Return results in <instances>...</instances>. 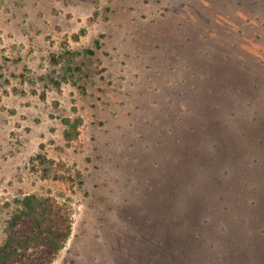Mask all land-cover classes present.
<instances>
[{
    "label": "rangeland",
    "instance_id": "1",
    "mask_svg": "<svg viewBox=\"0 0 264 264\" xmlns=\"http://www.w3.org/2000/svg\"><path fill=\"white\" fill-rule=\"evenodd\" d=\"M28 196L52 264H264V0H0V246Z\"/></svg>",
    "mask_w": 264,
    "mask_h": 264
},
{
    "label": "trees",
    "instance_id": "2",
    "mask_svg": "<svg viewBox=\"0 0 264 264\" xmlns=\"http://www.w3.org/2000/svg\"><path fill=\"white\" fill-rule=\"evenodd\" d=\"M98 48L96 41L95 49H85L84 54L93 56ZM78 54L65 49L61 55L50 57L53 64H67L68 79L64 80L74 85L87 76L80 67L71 65ZM23 205L26 210L13 216L0 246V264H52L70 235L69 217L48 198L28 196Z\"/></svg>",
    "mask_w": 264,
    "mask_h": 264
}]
</instances>
